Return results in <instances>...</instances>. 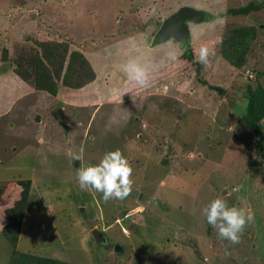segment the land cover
<instances>
[{
    "label": "rangeland",
    "instance_id": "1",
    "mask_svg": "<svg viewBox=\"0 0 264 264\" xmlns=\"http://www.w3.org/2000/svg\"><path fill=\"white\" fill-rule=\"evenodd\" d=\"M250 2L258 7L247 14L229 12ZM182 6L205 13L187 21V45L173 38L153 44L140 60L149 64L150 86L128 85L122 65L130 55L119 54L127 47L124 39L137 34L151 44L162 21ZM26 21L37 28L16 27ZM241 26H253L256 36L237 67L220 49ZM123 37L119 51H112ZM39 42L50 44L52 61L54 52L65 55L64 66L72 51L84 57L82 49L101 51L106 65L112 62L108 71H121L114 77L127 87L105 100L94 89L97 102L77 112L68 132L62 103L34 89L16 96L0 79V180L8 179L0 182V264H11L5 211L21 196L17 181L28 178L34 183L19 251L68 264H264V150L236 136L247 131L239 124L247 87H264V0H0V72L16 67L31 73ZM202 46L215 53L211 68L197 60ZM188 49L192 59L185 58ZM58 80V89L66 86ZM36 116L60 122L45 130ZM259 124L264 131V119ZM53 130L72 136L75 154L59 151L68 140L52 137ZM117 149L133 168L132 191L105 202L102 193L80 188L81 161L74 156L96 165ZM215 198L254 213L238 244L219 239L202 214Z\"/></svg>",
    "mask_w": 264,
    "mask_h": 264
},
{
    "label": "trees",
    "instance_id": "2",
    "mask_svg": "<svg viewBox=\"0 0 264 264\" xmlns=\"http://www.w3.org/2000/svg\"><path fill=\"white\" fill-rule=\"evenodd\" d=\"M258 7L253 2L245 6L230 9L233 14H247L252 8ZM205 16V13H204ZM203 16V18H204ZM256 36V31L253 26H241L234 28L227 38L221 41L220 52L232 65L240 67L245 59L246 52ZM42 51H36L32 59V72H26L14 67L13 70L24 81L28 82L35 89L44 90L50 94H55L58 89L60 79L61 83L72 88H79L95 78V73L87 59L79 52L72 51L69 55V60L64 66L65 55L54 52V60L52 61L47 53L48 43H38ZM187 45V44H185ZM57 45H52L55 49ZM187 59H192L190 49L186 50ZM3 72V71H2ZM1 73V72H0ZM56 80H58L56 82ZM217 88L220 92L221 89ZM245 106L243 113L239 119V124L247 131L243 134H236L237 139L244 145H250L255 142L259 152L264 150V131L259 122L264 119V87L258 83L254 88L247 87L245 96ZM17 183L23 187L21 196L15 201V204L6 209L7 219L9 220L3 226V231L8 234L11 250V264H68L66 261L34 255L32 253L19 251L16 247L18 234L23 221V215L30 201L31 180L22 179ZM1 192V188H0ZM105 242V241H103Z\"/></svg>",
    "mask_w": 264,
    "mask_h": 264
},
{
    "label": "clouds",
    "instance_id": "3",
    "mask_svg": "<svg viewBox=\"0 0 264 264\" xmlns=\"http://www.w3.org/2000/svg\"><path fill=\"white\" fill-rule=\"evenodd\" d=\"M175 49L169 50V58L176 59ZM207 46L199 49L197 60L205 69L212 67L210 56H214ZM122 71L129 84L137 88L146 89L150 86L149 72L138 58L129 59L122 65ZM115 95H121L119 89L115 90ZM126 93H122L124 95ZM131 99L136 105V94L132 93ZM74 159L81 161L76 176L82 190L94 189L102 193L105 202L112 199L123 200L132 191L133 168L129 160L117 149L104 154L96 165L86 166L82 162L80 155H75ZM202 214L206 217L207 223L211 225L221 240H227L232 244H238L245 227L254 221V213L243 207L229 206L222 198L213 199L203 208Z\"/></svg>",
    "mask_w": 264,
    "mask_h": 264
},
{
    "label": "crops",
    "instance_id": "4",
    "mask_svg": "<svg viewBox=\"0 0 264 264\" xmlns=\"http://www.w3.org/2000/svg\"><path fill=\"white\" fill-rule=\"evenodd\" d=\"M26 22H22L20 24L16 23V27L19 26L21 31H24V30H30L35 26L29 22H27V23ZM35 27L37 28V26H35ZM40 32H43V31H39L37 33L42 34ZM138 36L139 35L134 34L133 36H127L126 39H124V37L119 38V40L117 42L116 41L113 42L114 48L112 49V51H114L115 49H118V51H119V47L117 46V44L124 39L127 47H126L125 51H122L119 54L122 55L125 52H127V54L130 55L128 60L134 59V58H138L139 60H141V59L145 60L144 58H146L145 57L146 54L153 52V46L154 45L152 42H151V44L145 42V40L142 42V40L140 39V36L139 37ZM144 43H146V44H144ZM82 51L84 52L85 57L90 62V65L94 69V72H95L94 80L86 83L82 87L72 88V87L63 86L62 88L60 87L58 89V92L54 95V94H50L44 90L35 89L32 85H29L26 81L22 80L13 70L1 72L0 73V79L2 81H4V83H8L10 86H12V88L16 91L15 92L16 96L21 95V94L23 95L28 90L34 89L35 92H42L46 96L52 98L54 100V102L57 100L60 103H62V105L61 106L59 105L60 107H58L59 110H61L60 113L62 115V117H60V116L59 117L61 119L62 118L64 119V122H65L64 124L67 125L66 129H68L67 131L70 132V129L72 128V127H70V124L72 125L73 121H76L75 118H76L77 112L79 114H81L82 110H83V112L86 111L87 108L92 107L95 104V102H97V99H94L96 97V95L93 93V91L96 90L97 91L96 93L100 92V97L103 100H105L107 97H111L112 95H114L113 93L115 90L119 89L121 91L124 87L126 89V87H127L126 85L128 84V82L125 79L127 84L124 83V85L122 86L123 81H120V79L118 77H114L115 75L120 77V76H123L124 74L119 70H115L113 64H112L113 70L108 71L109 69H111V66L108 64H111L112 62H110L106 65V61L103 59L104 57H103L102 52L100 50H99L100 52H98V51H94L93 49L88 48L87 50L82 49ZM115 58L116 57L114 56L113 59H115ZM144 66H146V68H147L149 66V64L144 65ZM104 77H107L109 79L112 78V79L109 80L108 82H106L103 79ZM123 77H125V75ZM117 83H119V85ZM128 85H130V84H128ZM105 92H107V93L105 94ZM16 96H14V100L16 99ZM50 107H51V113L53 114L54 104L50 105ZM35 120H37V122L40 123V125H41L40 127H42L45 130L49 129L51 127V124L60 122V120H58L56 118L48 120L47 118L44 119L40 116L39 117L36 116ZM11 125L13 126V124H11ZM51 128L55 129L54 126ZM51 132H52V137H55L56 134H58L60 136V138H62V140H64V141L68 140V145L65 144L64 148H61L59 146V151L66 152V153L71 154V155L75 154L77 144L75 143V141L72 142L73 141L72 136L68 135V138L67 137L64 138V135H61L60 132L56 133L55 130H53V131H50L48 133H51ZM50 139L53 140V138H50ZM42 142H44V140ZM75 169H76V167H75ZM1 181L2 182L8 181V179L3 178L0 180V182ZM33 183H34V179H32V181H31V190L33 189V187H32ZM41 197H42V194H41Z\"/></svg>",
    "mask_w": 264,
    "mask_h": 264
},
{
    "label": "water",
    "instance_id": "5",
    "mask_svg": "<svg viewBox=\"0 0 264 264\" xmlns=\"http://www.w3.org/2000/svg\"><path fill=\"white\" fill-rule=\"evenodd\" d=\"M204 16L203 11L188 6L180 7L175 13L162 21L156 31L152 43L155 45L161 43L168 38H173L184 44L188 43L189 30L187 21H199ZM104 240V238L102 239ZM121 245H115V251L121 250Z\"/></svg>",
    "mask_w": 264,
    "mask_h": 264
},
{
    "label": "flooded vegetation",
    "instance_id": "6",
    "mask_svg": "<svg viewBox=\"0 0 264 264\" xmlns=\"http://www.w3.org/2000/svg\"><path fill=\"white\" fill-rule=\"evenodd\" d=\"M103 241H105V240H103Z\"/></svg>",
    "mask_w": 264,
    "mask_h": 264
}]
</instances>
